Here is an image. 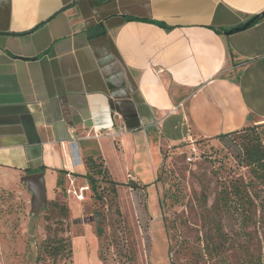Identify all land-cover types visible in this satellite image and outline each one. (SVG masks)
Returning <instances> with one entry per match:
<instances>
[{"label":"crops","instance_id":"crops-1","mask_svg":"<svg viewBox=\"0 0 264 264\" xmlns=\"http://www.w3.org/2000/svg\"><path fill=\"white\" fill-rule=\"evenodd\" d=\"M262 15L264 0H0V188L43 172L55 200L99 157L119 196L154 193L164 150L264 123Z\"/></svg>","mask_w":264,"mask_h":264},{"label":"rangeland","instance_id":"rangeland-1","mask_svg":"<svg viewBox=\"0 0 264 264\" xmlns=\"http://www.w3.org/2000/svg\"><path fill=\"white\" fill-rule=\"evenodd\" d=\"M248 127L221 140L192 134L164 150L157 193L129 198L121 187L115 202L74 203L62 180L60 198L33 211L27 184L0 188V264H170L174 239L201 250L220 238L223 254L209 264H264V171L242 160L248 135L264 147V123ZM64 240L72 259L49 254Z\"/></svg>","mask_w":264,"mask_h":264},{"label":"trees","instance_id":"trees-1","mask_svg":"<svg viewBox=\"0 0 264 264\" xmlns=\"http://www.w3.org/2000/svg\"><path fill=\"white\" fill-rule=\"evenodd\" d=\"M262 17H264L262 15ZM261 19V18H260ZM260 19H258L255 23H257ZM244 131H249V127H244L241 130L235 131L230 134L220 135L215 137L217 140H221L227 137H231L237 134H240ZM249 142L247 145L244 146L243 151V158L242 160L246 162V165L251 167L254 171H264V147H262L259 138L257 137L254 141L256 142L255 145L251 143V135ZM85 166L87 168V174L83 175L87 177L90 182L91 188V200L94 201L95 204L97 203H111L115 202L119 199L118 195V186L119 183L115 182L107 169L104 167L101 158H94L88 157L84 160ZM28 174L33 171H27ZM75 177L80 175L73 174ZM82 176V177H83ZM158 181V177L156 178L155 183ZM62 185V181H59L58 186ZM127 186H129L133 192L138 191L139 189L146 190L148 185L140 186L137 183L130 181ZM160 206L163 208V202L160 201ZM164 227L169 235V225L167 219L164 217ZM218 240V239H217ZM175 243L170 245L169 248V260L170 264H209V262H213L214 259H217L221 256L222 251V239L220 238L217 241L209 239L207 244L203 247V249L199 250L193 245H191L187 241H180L175 240ZM49 246V244H48ZM51 248L49 251L50 255H61L65 259H72L73 258V249L70 247L67 241H61L55 247ZM205 260V262L203 261ZM72 264L74 262L72 261Z\"/></svg>","mask_w":264,"mask_h":264},{"label":"water","instance_id":"water-1","mask_svg":"<svg viewBox=\"0 0 264 264\" xmlns=\"http://www.w3.org/2000/svg\"><path fill=\"white\" fill-rule=\"evenodd\" d=\"M261 16L255 17L246 27L253 25ZM24 184H27L29 191L32 193L31 206L33 211H38L44 204L47 203V191L44 180V173L37 172L25 175L22 178ZM82 223V221H81Z\"/></svg>","mask_w":264,"mask_h":264},{"label":"built area","instance_id":"built-area-1","mask_svg":"<svg viewBox=\"0 0 264 264\" xmlns=\"http://www.w3.org/2000/svg\"><path fill=\"white\" fill-rule=\"evenodd\" d=\"M162 70H158V73H162ZM108 134V133H107ZM110 134V133H109ZM111 136H114L115 134H110ZM102 136V133H95L94 137L99 138ZM76 143H73V146L75 147ZM72 175V174H71ZM70 175V176H71ZM73 176V175H72ZM71 176V187L67 189V192L69 196L72 198H75L77 201H85L86 197L89 195L91 198V188H90V182L87 177H82L81 185L80 187H76L73 183L75 181V177Z\"/></svg>","mask_w":264,"mask_h":264}]
</instances>
